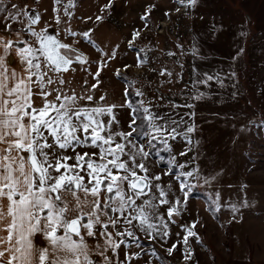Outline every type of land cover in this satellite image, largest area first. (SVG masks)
<instances>
[{
  "label": "snow or ice",
  "instance_id": "obj_1",
  "mask_svg": "<svg viewBox=\"0 0 264 264\" xmlns=\"http://www.w3.org/2000/svg\"><path fill=\"white\" fill-rule=\"evenodd\" d=\"M180 3L194 9L198 0ZM56 12L59 26L63 21ZM0 13L5 21V34L0 35V264H120L123 244L134 241L142 247L138 231L150 238L168 237L169 223H176L173 217L182 215L201 182L212 186L217 179L204 175L198 164L191 166L196 157L179 163L173 154L169 141L181 137L191 145L195 123L181 131L183 116L178 121L169 113H158L154 107L159 105L146 101L145 93L133 85L129 87L139 99H130L126 89L125 102L119 105H102L94 94L81 95L74 89L64 93L67 81L53 80L49 73H68L74 63L89 62L74 44L61 42L47 28L37 31L43 20L38 12L28 10L29 23L19 30L11 22L22 23L25 9L0 0ZM81 35L92 42L89 31ZM137 37L140 32L133 34ZM100 72L95 73L97 80ZM194 77L196 101L205 98L198 85L209 86L215 80L224 87L219 74L194 71ZM97 87L94 83L90 90L94 93ZM254 126L264 129V118ZM162 152L168 153L166 169L158 167L165 162ZM220 199L210 198L213 212L221 210ZM246 206V199L239 206L231 204L232 220H242ZM184 227L187 244L188 237L197 236L196 224Z\"/></svg>",
  "mask_w": 264,
  "mask_h": 264
},
{
  "label": "rangeland",
  "instance_id": "obj_2",
  "mask_svg": "<svg viewBox=\"0 0 264 264\" xmlns=\"http://www.w3.org/2000/svg\"><path fill=\"white\" fill-rule=\"evenodd\" d=\"M9 2L25 9L22 23L11 22L15 30L27 27V11L33 10L43 17L37 31L52 29L61 42L74 44L86 55L89 63H74L68 73H49L53 80L67 81L64 93L74 89L77 94H94L102 105H119L125 102L126 89L139 99L129 87L133 85L145 93L146 101L159 105L154 107L158 113H169L178 121L183 116L181 131L195 123L191 145L181 137L169 141L173 154L179 163L196 157L191 166L198 164L204 175L217 179L212 186L201 182L182 215L173 217L176 223H169L168 237L150 238L138 231L142 247L134 241L123 244L120 264H264V129L254 126L264 118V0H198L194 9L180 0H5ZM109 3L113 6L106 9ZM56 9L63 21L59 26L54 22ZM4 23L0 19V30H5ZM83 31L90 32L91 43L82 37ZM135 32L141 37L134 39ZM104 45L108 64L101 52ZM194 71L219 74L224 87L215 80L209 86L198 85L205 98L196 101ZM94 83L98 87L93 93ZM100 96L106 100L100 102ZM186 103L194 107H172ZM191 112L194 117L186 115ZM216 195L221 197L219 212L209 209ZM245 199L242 220H232L230 205L239 206ZM161 211L166 216L165 209ZM193 222L197 236L188 237L185 244L184 226Z\"/></svg>",
  "mask_w": 264,
  "mask_h": 264
},
{
  "label": "trees",
  "instance_id": "obj_3",
  "mask_svg": "<svg viewBox=\"0 0 264 264\" xmlns=\"http://www.w3.org/2000/svg\"><path fill=\"white\" fill-rule=\"evenodd\" d=\"M129 98L132 99L133 101H135V97L133 96L132 93L130 94V97H129ZM161 154H162V155L165 157V159H166V157H167L166 152H162ZM152 159H154V160H158V159L156 158L155 155L152 156ZM158 166H159L160 168H167V163H166V162H164V163H159ZM209 209H211V208L209 207ZM130 241H132V240H130Z\"/></svg>",
  "mask_w": 264,
  "mask_h": 264
},
{
  "label": "water",
  "instance_id": "obj_4",
  "mask_svg": "<svg viewBox=\"0 0 264 264\" xmlns=\"http://www.w3.org/2000/svg\"><path fill=\"white\" fill-rule=\"evenodd\" d=\"M48 31H49L52 35H54V36L57 38V36L55 35L54 30L50 29V30H48ZM78 52L82 54V57H83L84 60L87 59L86 55H84V54H83L82 52H80L79 50H78ZM105 63H106V64L109 63V56H107V59L105 60Z\"/></svg>",
  "mask_w": 264,
  "mask_h": 264
},
{
  "label": "flooded vegetation",
  "instance_id": "obj_5",
  "mask_svg": "<svg viewBox=\"0 0 264 264\" xmlns=\"http://www.w3.org/2000/svg\"><path fill=\"white\" fill-rule=\"evenodd\" d=\"M101 50H102L101 52H102V55H103V59L105 60V58H104L105 57V52H107V50H108L106 45H104ZM62 51H64V50H62ZM72 55L75 56V53H73ZM86 61H87V59H86Z\"/></svg>",
  "mask_w": 264,
  "mask_h": 264
},
{
  "label": "crops",
  "instance_id": "obj_6",
  "mask_svg": "<svg viewBox=\"0 0 264 264\" xmlns=\"http://www.w3.org/2000/svg\"><path fill=\"white\" fill-rule=\"evenodd\" d=\"M5 34V30L4 29H2V30H0V35H4ZM95 241H91L90 240V243H94Z\"/></svg>",
  "mask_w": 264,
  "mask_h": 264
},
{
  "label": "bare ground",
  "instance_id": "obj_7",
  "mask_svg": "<svg viewBox=\"0 0 264 264\" xmlns=\"http://www.w3.org/2000/svg\"><path fill=\"white\" fill-rule=\"evenodd\" d=\"M161 25L163 26V23H161ZM164 27V26H163Z\"/></svg>",
  "mask_w": 264,
  "mask_h": 264
}]
</instances>
